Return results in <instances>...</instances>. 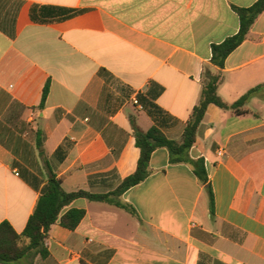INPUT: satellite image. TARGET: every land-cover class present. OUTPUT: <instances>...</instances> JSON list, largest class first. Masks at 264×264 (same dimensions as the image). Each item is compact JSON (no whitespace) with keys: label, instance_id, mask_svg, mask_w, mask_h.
<instances>
[{"label":"crops","instance_id":"1","mask_svg":"<svg viewBox=\"0 0 264 264\" xmlns=\"http://www.w3.org/2000/svg\"><path fill=\"white\" fill-rule=\"evenodd\" d=\"M256 2L0 0V224L24 231L50 172L67 192L114 191L137 169L132 121L180 140L204 69L219 71L212 45L238 33L234 6ZM221 72L229 105L264 84V12ZM244 109L209 105L189 152L204 162L214 215L193 168L160 148L148 178L120 197L132 212L76 200L78 227L53 225L47 257L22 264H264V90Z\"/></svg>","mask_w":264,"mask_h":264},{"label":"trees","instance_id":"2","mask_svg":"<svg viewBox=\"0 0 264 264\" xmlns=\"http://www.w3.org/2000/svg\"><path fill=\"white\" fill-rule=\"evenodd\" d=\"M52 10L57 13L54 17L60 19H67L78 13L76 10L64 8H52ZM233 10L239 17V31L226 38L222 43L212 45L211 64L219 68V71L213 72L210 68L204 69L201 97L199 103L192 110L182 138L170 140L158 127L153 126L144 131L132 121L133 136L136 146L140 150L137 169L132 175L126 177L114 191L106 194H93L84 190L67 192L62 188L61 181L56 175L50 172L48 182L24 231L17 233L9 222L0 224V264H22L28 260L33 261L37 257L46 258L48 255L46 240L51 227L59 223L64 228L75 230L84 219L86 215L84 209H67L76 200L104 202L132 212L120 201V197L130 188L148 178L151 157L160 148L168 150L171 164L185 163L193 168L195 176L206 187L210 200V212L211 215H214V196L204 162L201 159L193 160L189 155L191 148L197 143V131L209 105L214 104L223 110H231L237 115H243L248 112L244 109L247 102L264 90V84L254 87L231 105L223 102L218 95V88L222 81L221 70L225 67V61L249 38L253 24L264 12V0H257L250 7L234 6ZM48 93L49 83L43 90L40 108L44 107ZM37 147L41 158L48 164L43 150V140L40 137L37 138Z\"/></svg>","mask_w":264,"mask_h":264},{"label":"built area","instance_id":"3","mask_svg":"<svg viewBox=\"0 0 264 264\" xmlns=\"http://www.w3.org/2000/svg\"><path fill=\"white\" fill-rule=\"evenodd\" d=\"M133 103L138 106L139 108L142 109L141 105H140V102L138 100V98H134L133 99ZM218 156L222 157L224 155V150L223 149H219L218 152H217Z\"/></svg>","mask_w":264,"mask_h":264}]
</instances>
